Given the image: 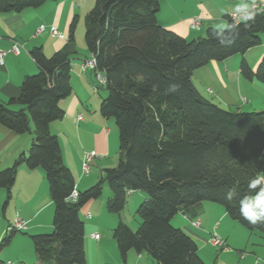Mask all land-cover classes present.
<instances>
[{"label": "trees", "instance_id": "1", "mask_svg": "<svg viewBox=\"0 0 264 264\" xmlns=\"http://www.w3.org/2000/svg\"><path fill=\"white\" fill-rule=\"evenodd\" d=\"M46 1L0 0V13L37 8ZM159 6L160 0H95L84 16L89 57L82 61L93 58L94 68L89 70L107 91L99 113L114 120L119 150L117 164L104 168L97 182L78 191L76 201L68 200L75 179L63 162L57 136L49 130L51 122L63 118L59 103L72 91L70 70L78 58L75 17L60 49L50 56L41 46L29 50L38 71L24 76L18 96L0 102V124L16 134L33 135L27 153L0 170L5 203L18 167L24 164L43 169L53 204L52 231L30 235L38 264L85 263L79 211L100 197L104 183L110 192L105 202L110 213L121 212L132 191L146 197L137 208L140 221L135 230L120 218L113 228L122 261L134 250L147 252L156 264H205L194 239L171 223L180 208L203 201L222 205L232 220L264 235V218L251 224L241 214V201H251L264 186L261 181L249 187L264 175V110L222 108L192 82L193 72L209 61L243 55L260 45L264 12L238 22L226 16L227 27H208L203 36L187 40L158 23ZM239 72L264 83V54L255 70L242 57ZM171 85H176L175 91ZM15 232L6 230L0 248Z\"/></svg>", "mask_w": 264, "mask_h": 264}, {"label": "crops", "instance_id": "2", "mask_svg": "<svg viewBox=\"0 0 264 264\" xmlns=\"http://www.w3.org/2000/svg\"><path fill=\"white\" fill-rule=\"evenodd\" d=\"M67 1L71 5L69 11H72L71 0H49L37 8L0 13V51H7L0 62V102L18 96L24 76L38 71L29 55V50L33 46H41L45 55H49L65 44L66 39L50 34L49 26L60 25V22L57 23L58 13L60 9L66 7ZM255 1L261 0H160L157 20L160 25L178 35L194 39L203 36L204 30L208 27L220 28L221 25H225L226 16L232 12L249 10L251 3ZM68 15L69 13L65 14L61 28L65 33ZM193 18L200 19L198 28L191 27L190 22ZM40 25H44L42 34L37 32ZM45 31L48 32L43 33ZM260 37L261 44L248 49L243 55L234 54L222 61L211 60L196 69L192 74V82L198 91L225 109L264 110V83L256 79H245L239 72L242 57H245L253 70L257 67L264 54V32ZM14 44L20 46L18 53L8 51ZM93 75L89 69L82 72L80 62L76 65L72 63L70 70L72 91L59 103L64 110V116L49 125L50 132L58 138L63 162L74 176L77 191H83L94 184L98 176L102 175L103 169L108 168L107 166L100 168L90 178H86L82 173L83 153L96 150L99 154L105 155L110 139L108 128L105 131L103 129L109 118L105 119L101 115L98 117L96 110L91 107L92 102L86 97L94 85ZM18 108L19 106L11 107L13 110ZM30 127L32 128L31 125ZM32 138L31 132L16 134L0 124V170L11 166L21 153L26 154ZM92 158L88 161L90 170ZM262 181L264 184V180ZM109 196L110 192L107 193V198ZM139 196L145 198V195ZM5 201L6 190L0 188V238L16 219H22L26 223L25 229L16 231L11 237L7 246L11 247L13 257L6 254L7 257L15 259L20 264H38L37 259L34 262V255L33 257L29 255L31 246L29 238L32 234L50 231L53 216V204L43 169L40 167L29 169L24 164L20 165L11 188V198L7 203ZM99 204L101 214V205L104 203ZM90 206L92 203L82 206L81 215L85 220H90L91 214L87 212ZM88 213L90 217H86ZM235 222L227 215L222 205L207 201L186 209L180 208L171 219L172 225L181 228L194 239L198 246V255L205 264H264V235L255 231L250 232L244 226L242 229L238 227L241 225ZM98 228L99 226L91 221L84 223V264H156L144 251L138 253L129 250L125 261L120 259L116 250L104 253L103 248L108 245L110 239L108 236H101ZM94 233L99 234L98 239L92 238L91 235ZM212 235L221 238L225 246L211 245L209 238ZM7 261L0 260V263L5 264Z\"/></svg>", "mask_w": 264, "mask_h": 264}, {"label": "rangeland", "instance_id": "3", "mask_svg": "<svg viewBox=\"0 0 264 264\" xmlns=\"http://www.w3.org/2000/svg\"><path fill=\"white\" fill-rule=\"evenodd\" d=\"M71 1L73 4L72 11L71 10L69 11V8L71 5H70V2L68 3V1H67L65 3L66 7L59 10L57 23L60 22V25L59 24L55 25V28L58 30V32L63 34V38H61V39H66L65 40V42H66L69 24L74 17L76 18V26H75V31H74V45H75V49L77 51V57L78 58L75 59L73 62L74 65H76L78 62L81 63V61L84 57L89 56V53L87 51L85 41H84V16L92 8L95 0H71ZM68 13H69V15H68V18L66 20V33H65V32L61 31L62 30L61 28H62V24L64 23L65 14H68ZM51 26H54V25H50L49 30H50ZM216 28H219V27H216ZM46 32H48V31H45L43 33H46ZM41 34H42V32H41ZM50 34H51V32H50ZM50 34L48 33V35H50ZM52 36H54V35H52ZM56 37L60 38L58 36H56ZM185 39L190 40L191 38H189V39L185 38ZM53 52L54 51H52L47 56H50ZM94 84H97L96 80H95V76H94ZM90 89H91L90 90L91 92L86 94L87 100L89 99L88 101L92 102L91 107L96 110L97 116L100 117L99 104L101 102V99L106 96L107 91L103 85H98V84H97V91L93 90V87ZM208 91H209V89H208ZM209 99H211V98H209ZM88 106L90 107L89 104H88ZM244 110H246V109H244ZM105 119H108V118H105ZM106 128H108V134L110 135L109 136L110 139L108 141L107 153L105 155H101L98 153V151L94 150L96 156H99V157H93L92 158V161L90 163L91 164V170H90L89 174L85 175L86 178L92 177L96 171L100 170V168H102L104 166L113 167L118 162L119 139H118L117 127H116L115 122L112 118H109L108 123H104V125H103L104 131ZM84 147L85 146H83V148ZM87 153H89V152H87ZM99 178L100 177L98 176L97 181L99 180ZM108 192H109V189H108L107 185L104 183L103 189H102V194L100 195V197H98L96 199H91L88 202H86V203H92V206H90V209H88V211H87L91 214V217L89 218L90 220H85L83 215H81L82 208L79 211V215H80L81 219L84 221V223L85 222L88 223L91 221V222L97 224L99 226V228H98L99 231L98 230L97 231L101 236H103V237L108 236L109 237V239H110L109 243L106 247L103 248V252L108 254L111 252L112 249H113V251L116 250L118 253V256L121 259L119 250L117 248L116 240L113 238V228L117 225L119 218H121V220L126 225H128L132 230H135L139 224V221H140L139 215L137 214L136 211H137L139 204L141 202H143L146 197L143 198V197L139 196L141 194L144 195L143 194L144 192H142V191H138V190L132 191L126 197V203H125L123 210L119 213H110L105 208V204H106L105 202L107 200V193ZM102 202L104 204L101 205V211L102 212L100 214V204L99 203H102ZM235 223H237V222H235ZM239 225H241V224H239ZM238 227L242 228L243 226L241 225ZM242 229H244V228H242ZM51 231H52V229L48 232H43V233L47 234V233H50ZM21 233H25V232H21ZM43 233H38V234H43ZM29 241H30V245H31V246H29V255L32 257L34 255V259H35L34 262H35L36 256L33 252L31 239ZM8 247H10V246H4L2 248V250L0 251V260L5 262V261H7V259H9L14 264H20L18 261L11 258V257H13L12 252H11L12 249H11V247L10 248H8ZM6 254L10 255L11 257H7ZM25 254H27V251H25ZM2 255H4L5 258H4V256L2 257ZM25 257L28 258V256H26V255H25ZM27 264H34V263H27ZM109 264H111V263H109Z\"/></svg>", "mask_w": 264, "mask_h": 264}, {"label": "built area", "instance_id": "4", "mask_svg": "<svg viewBox=\"0 0 264 264\" xmlns=\"http://www.w3.org/2000/svg\"><path fill=\"white\" fill-rule=\"evenodd\" d=\"M257 12H264V1H255L252 2L250 5L249 10L247 11H243V12H232L228 15V18L233 20L234 22H238L241 20H245L247 19L249 13H257ZM200 24V19L199 18H193L191 19L190 25L192 28H198ZM44 29V25H40L37 29V32H40ZM50 32L52 35L54 36H58L60 38H63V34L58 32V30L55 28V26H51L50 27ZM20 49V46L18 44H14L11 46V48L8 51L14 52V53H18ZM7 51H0V62H2V58L3 56L6 54ZM93 69L94 68V60L93 58L84 60L80 63V70L82 72L86 71L87 69ZM97 81L101 84H103L104 79L101 75L97 74L96 75ZM210 91V90H209ZM79 118H81L79 116ZM96 156L94 151H91L89 153H84L83 155V162H82V173L84 175L89 174L90 172V166L88 164V161L92 158ZM78 196V191L76 190V188H74L70 195L68 196V200L71 202L76 201ZM86 217H90V214L88 213L86 215ZM194 225H197V223H193ZM26 227V223L22 220V219H16L11 225L8 226L7 230L9 229H14L16 231H21L23 229H25ZM92 238L94 239H98L99 238V234L98 233H94L91 235ZM209 243L215 247H224L225 246V242L219 238L216 235H212L209 238ZM5 264H12L11 261H7Z\"/></svg>", "mask_w": 264, "mask_h": 264}, {"label": "clouds", "instance_id": "5", "mask_svg": "<svg viewBox=\"0 0 264 264\" xmlns=\"http://www.w3.org/2000/svg\"><path fill=\"white\" fill-rule=\"evenodd\" d=\"M239 10V9H238ZM254 18L253 13H249L247 19L252 20ZM227 27V25H221L220 28ZM172 90H176V85H171ZM264 177L258 178L250 183V188H256ZM241 214L251 224H257L261 218H264V188L257 193V195L251 201H241Z\"/></svg>", "mask_w": 264, "mask_h": 264}]
</instances>
